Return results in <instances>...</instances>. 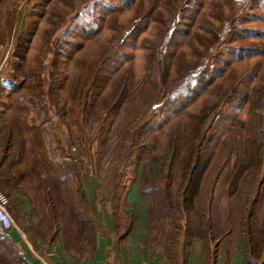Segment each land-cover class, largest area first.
I'll list each match as a JSON object with an SVG mask.
<instances>
[{"label": "rangeland", "instance_id": "1", "mask_svg": "<svg viewBox=\"0 0 264 264\" xmlns=\"http://www.w3.org/2000/svg\"><path fill=\"white\" fill-rule=\"evenodd\" d=\"M241 1L0 0V55L11 48L16 59L0 87V161L10 132V161L29 144L27 175L12 182L33 195L41 179L54 198L58 186L51 184L63 176L97 178L123 199L136 184L146 193L141 209L157 240L169 223L187 224L193 234L200 227L202 237L215 238L231 227L227 215L238 204L228 196L231 185L252 166L264 172L253 135L261 117L255 90L264 85V0ZM223 20L229 35L206 75L167 101L185 69L206 57ZM193 151L194 186L186 196L194 195L186 211L180 193ZM262 178L253 217L239 222L242 243L251 230L257 248L264 229ZM59 188L71 202L73 186ZM14 189L0 183L5 208L22 228L11 207ZM168 196L179 218L163 217ZM31 203L27 223L36 229L41 209ZM64 216L65 230L81 226ZM3 237L0 232V260L17 257ZM64 237L73 240L72 233Z\"/></svg>", "mask_w": 264, "mask_h": 264}, {"label": "crops", "instance_id": "2", "mask_svg": "<svg viewBox=\"0 0 264 264\" xmlns=\"http://www.w3.org/2000/svg\"><path fill=\"white\" fill-rule=\"evenodd\" d=\"M16 166L18 168L19 163ZM51 185L58 186L56 199L64 202L54 203V212L65 210V215L75 218L83 210L89 223L88 235H82L78 225H73L69 232L61 222L62 228L55 239L45 241L40 238L37 230L27 223L35 210L31 203H34V197L30 193H23L19 186L12 192L11 207L15 212L13 214L20 222L23 221V229L20 228L24 237L15 231L3 234L17 251V257H9L12 259L7 261L1 259L0 264H251L238 232L224 237L212 249L196 236L187 243L181 241L178 244L163 241L162 238L157 240L147 224V215L141 209L145 198L138 193L136 184H133L124 199L120 192L113 195V189L97 178L77 180L69 177L64 180L61 177ZM63 185L73 186L69 197L71 202L59 192V186ZM80 190L83 199L79 197ZM39 194L43 196L42 189ZM45 206L47 211L51 210L48 203ZM64 232L72 233L73 240L66 239Z\"/></svg>", "mask_w": 264, "mask_h": 264}, {"label": "trees", "instance_id": "3", "mask_svg": "<svg viewBox=\"0 0 264 264\" xmlns=\"http://www.w3.org/2000/svg\"><path fill=\"white\" fill-rule=\"evenodd\" d=\"M241 2L246 3V0H242ZM241 8H244L243 6H239ZM240 12V11H239ZM230 26V25H229ZM229 26H227V22L226 20L222 21V25L220 26V28H218V30L215 32V36L213 35V38L211 40V47L209 48V52L206 55V57L198 63H195L193 68L190 69H185L184 75L183 77L180 79L181 80V84L180 82L177 83L176 87L173 89V91L171 90L168 100H175L180 96V93L182 92H190L191 88L193 87V85L198 82L202 77H204L206 75V73L208 72L209 68L211 67V62L214 60L215 58V50L218 46H222V43H224L223 39H226L227 36L229 35ZM225 37V38H224ZM172 38V37H171ZM160 59V57H158V60ZM162 62V60L160 61V63ZM255 96H256V101L258 102V107L255 108L256 113H258L261 117L258 119L257 124H255L254 128H253V135L256 138L255 140V144H256V150L254 152V156L257 158H263V154H264V146L262 147V137L264 136V85L262 87H259L257 90H255ZM254 110V109H253ZM203 120V119H202ZM206 120V118L204 119V121ZM201 124L203 122H200ZM203 134V132L200 133V135ZM199 135V136H200ZM202 137L200 136V139ZM199 139V140H200ZM13 133L10 132L7 135V144L4 148L2 157H1V161H0V173H3L2 176H0V183L3 184V187H15L18 188L19 186H22V184L19 183L18 180L12 182L14 180L15 177L17 176H21V178H25V176L27 175V172L25 170H27V156L25 157V153L26 150L29 148V144H26L24 146V148H22L21 150V157L18 156L17 160L15 162L10 161V157H11V152L13 149ZM25 152V153H24ZM198 152V149H197ZM197 159H198V154L196 153V151H193V154H191L190 159L188 161V172L187 175L184 176L185 181H184V185L181 189V203L182 206L185 208L184 210L187 211V202H190V199L193 198V193L189 192V196L187 195L188 189L189 187H193V175L195 174L196 171V164H197ZM9 161V162H8ZM7 162V163H6ZM19 163V167L17 168L16 165ZM242 169V168H241ZM261 166L260 165H256V166H252L250 169L248 170H243L239 176L238 179H236V181L234 182V184L231 185V189L228 192V196L230 199H233L234 197L237 198V202L238 204H235L231 210L229 215H227V219H230L229 221H231L233 224L231 227H227L218 237H214L212 234H210V237H202L201 236V230L200 227H198L196 230L197 234H193V232L191 233L187 224L186 225H182L179 223L176 224V226L172 225V224H165L163 225L162 230L160 231V235L163 241H168L170 243H179V242H183V243H187L188 240L192 237H200L202 238L205 242H212L215 240V245L213 247L217 246V243L220 242L224 237H227L228 235H230L232 232H238L240 233V235L242 236V233L240 232L239 226H240V221H249L253 215H254V204L255 201L258 199V197L260 196V186L263 183V176L262 174H264V172H262L261 170ZM3 170V172H2ZM222 170V168L218 170V174L220 173V171ZM246 174H243L245 173ZM38 177H40L38 175ZM70 176H63L62 178L67 179ZM262 178V179H261ZM39 181L43 182V184L41 185L40 182L37 184L36 188L34 189L33 192V197H34V203L39 204V208L41 209V212L39 214L40 217V222L36 225V230L38 232V234H40L42 236L43 239H45V241H51L53 239H55V237L57 235H59L60 233V229L62 228L61 226V218L62 216H60L61 214L65 215V210L61 211L60 213H56L53 210V205L54 203L56 204V202L60 203L61 200H57L56 197L54 198L53 195H51L50 193V187H48L47 185H45V182L41 179H39ZM21 182V181H20ZM248 183L250 184L249 188L248 187ZM247 184V185H246ZM245 185V186H244ZM54 187L56 185H53ZM213 186V185H212ZM240 186H243V189H240ZM212 188V187H211ZM42 189V191L44 192L45 195V200L41 199V196L39 194V190ZM190 191V190H189ZM39 194V195H38ZM141 194H146L145 191L141 190ZM51 197V198H50ZM79 197L80 199H83V193L80 190L79 191ZM241 197V198H240ZM53 202H52V200ZM56 199V200H55ZM55 200V202H54ZM165 206L168 205V213L165 212V214L163 215L164 218H179V212H177V214L175 213L176 211H174L172 209L171 206V202L169 200V196H168V200L167 198H165ZM47 203L51 206V210L47 211L46 210V206ZM64 202H61V204H63ZM66 205V204H65ZM182 211V210H181ZM183 213L184 211L180 212V217H183ZM84 213H77L75 218L78 219L79 224L81 225V234L82 235H88L89 232V227H88V221L85 218V216L83 215ZM63 215V216H64ZM68 214H66L65 216L67 217ZM64 216V217H65ZM199 214L198 217L199 218ZM177 220V219H176ZM264 220V219H263ZM210 222V220H208ZM197 222V219H196ZM263 225H264V221H263ZM79 227V228H80ZM206 229H208L209 231H212L210 228V225L207 224L206 225ZM252 231L248 230V237L249 239L247 240V244L244 243L245 246V250H246V254L248 257V260L251 264H264V229L262 230L261 233H263V240L262 243L260 245V247H255L254 242L251 240L252 235H251ZM4 240H7L6 237H3ZM9 243V242H8ZM211 255H214V253H212Z\"/></svg>", "mask_w": 264, "mask_h": 264}, {"label": "built area", "instance_id": "4", "mask_svg": "<svg viewBox=\"0 0 264 264\" xmlns=\"http://www.w3.org/2000/svg\"><path fill=\"white\" fill-rule=\"evenodd\" d=\"M16 61L15 56L13 55V51L11 48L3 50L0 55V86H5L8 82L7 73H12L11 64ZM5 198L0 193V232L2 234L7 233L9 231L17 232L22 238L24 237V233L21 228L14 222L9 213L5 208Z\"/></svg>", "mask_w": 264, "mask_h": 264}]
</instances>
